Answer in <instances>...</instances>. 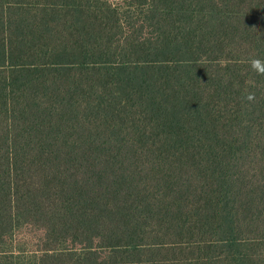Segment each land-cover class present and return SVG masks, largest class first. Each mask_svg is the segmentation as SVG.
<instances>
[{
	"label": "trees",
	"instance_id": "trees-1",
	"mask_svg": "<svg viewBox=\"0 0 264 264\" xmlns=\"http://www.w3.org/2000/svg\"><path fill=\"white\" fill-rule=\"evenodd\" d=\"M252 58L264 0H0V264H264Z\"/></svg>",
	"mask_w": 264,
	"mask_h": 264
},
{
	"label": "rangeland",
	"instance_id": "rangeland-1",
	"mask_svg": "<svg viewBox=\"0 0 264 264\" xmlns=\"http://www.w3.org/2000/svg\"><path fill=\"white\" fill-rule=\"evenodd\" d=\"M259 224H262V218L260 219ZM41 230V225L37 224L33 226H26L21 231H19L18 242L15 245V251L17 253H24L26 255H32L34 251L39 252V249L43 247L40 236ZM256 247L264 253V249L262 248L261 244L256 245Z\"/></svg>",
	"mask_w": 264,
	"mask_h": 264
},
{
	"label": "clouds",
	"instance_id": "clouds-1",
	"mask_svg": "<svg viewBox=\"0 0 264 264\" xmlns=\"http://www.w3.org/2000/svg\"><path fill=\"white\" fill-rule=\"evenodd\" d=\"M249 65L252 71L258 75L264 76V59L261 58H252L249 61ZM245 99L249 102H254L256 99L254 92H248L245 96Z\"/></svg>",
	"mask_w": 264,
	"mask_h": 264
}]
</instances>
